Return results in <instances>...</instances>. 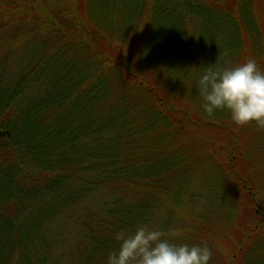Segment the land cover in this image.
<instances>
[{
    "label": "trees",
    "instance_id": "1",
    "mask_svg": "<svg viewBox=\"0 0 264 264\" xmlns=\"http://www.w3.org/2000/svg\"><path fill=\"white\" fill-rule=\"evenodd\" d=\"M250 57L264 0H0V264H106L141 223L264 264V128L194 85Z\"/></svg>",
    "mask_w": 264,
    "mask_h": 264
},
{
    "label": "clouds",
    "instance_id": "2",
    "mask_svg": "<svg viewBox=\"0 0 264 264\" xmlns=\"http://www.w3.org/2000/svg\"><path fill=\"white\" fill-rule=\"evenodd\" d=\"M199 107L206 118L227 111L237 126L255 123L264 128V70L254 57L240 63L204 64L194 77ZM185 228L167 229L141 223L115 234L118 247L110 251L106 264H209L213 256L207 242L189 244Z\"/></svg>",
    "mask_w": 264,
    "mask_h": 264
}]
</instances>
